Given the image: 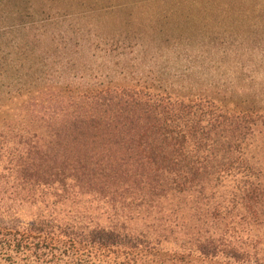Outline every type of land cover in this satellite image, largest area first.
<instances>
[{
  "label": "trees",
  "instance_id": "16d2710c",
  "mask_svg": "<svg viewBox=\"0 0 264 264\" xmlns=\"http://www.w3.org/2000/svg\"><path fill=\"white\" fill-rule=\"evenodd\" d=\"M45 1L27 0L33 80L10 98L29 102L0 108V250L29 264H264V113L74 82ZM201 1L264 16V0ZM37 60L60 82L34 78Z\"/></svg>",
  "mask_w": 264,
  "mask_h": 264
},
{
  "label": "rangeland",
  "instance_id": "374dc122",
  "mask_svg": "<svg viewBox=\"0 0 264 264\" xmlns=\"http://www.w3.org/2000/svg\"><path fill=\"white\" fill-rule=\"evenodd\" d=\"M45 4L61 10L52 31L59 46L71 40L65 52L74 59V71L67 74L74 82L90 86L140 82L173 97H201L230 110L264 113V16L261 20L253 14L259 16V11H250L253 18H245L240 8L206 9L201 0ZM27 8V0H0L1 110L29 102L25 95L10 101L16 92L26 94L33 80L26 60L34 45ZM35 66L34 78L60 82L58 65L53 78L43 76L44 62L37 60ZM260 155L264 166V152ZM7 253L0 250V264H29L19 259L11 263Z\"/></svg>",
  "mask_w": 264,
  "mask_h": 264
}]
</instances>
